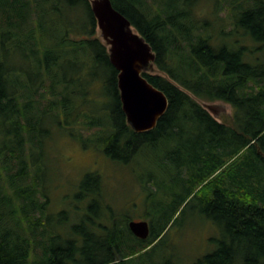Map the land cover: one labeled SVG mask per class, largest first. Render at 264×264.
<instances>
[{
	"label": "trees",
	"instance_id": "1",
	"mask_svg": "<svg viewBox=\"0 0 264 264\" xmlns=\"http://www.w3.org/2000/svg\"><path fill=\"white\" fill-rule=\"evenodd\" d=\"M111 1L151 44L155 70L143 76L169 99L144 133L127 122L90 0H0V264H180L153 254L192 194L184 208L198 200L218 237L191 264H264V0H210L205 16L204 0ZM199 101L233 112L219 121ZM43 114L133 165L146 239L130 230L134 207L109 203L100 171L79 184L74 224L49 227L44 176L27 181L33 151L47 150Z\"/></svg>",
	"mask_w": 264,
	"mask_h": 264
},
{
	"label": "rangeland",
	"instance_id": "2",
	"mask_svg": "<svg viewBox=\"0 0 264 264\" xmlns=\"http://www.w3.org/2000/svg\"><path fill=\"white\" fill-rule=\"evenodd\" d=\"M199 7L203 16L214 9L213 2L210 0H204ZM98 34L101 37L99 29ZM199 102L201 105L208 104V102ZM212 104L226 106V112L218 116L219 121H224V117L233 112L232 107L223 102L217 101ZM42 116L41 125L48 130L47 133L43 131L42 134V137H45L44 144H46L47 150L43 149L41 152V150L36 149L33 151L28 170L30 176L27 177V181L32 182L35 173L44 176V178L42 177L43 180H39L42 182L39 199L45 202L47 196L48 203L45 207L48 216L52 215L49 219V227L62 233L74 224L78 218L80 207L84 205V203L78 202L76 197L79 184L85 174L98 171L103 174L107 188V190L105 189V197L108 196L109 203L116 209L134 207L129 211L134 215L135 220L139 218L145 220L143 219V212L145 211L146 191L139 192V187L136 186L139 180L137 174L135 175L136 169L133 171V165L116 163L95 148L84 146L78 139L72 137L77 128L65 125L64 119H62L64 128L60 129L58 123L54 126L53 118L50 115L43 114ZM83 133L88 135L93 132L83 130ZM145 172L147 171L145 170ZM204 184L200 185L196 192H199ZM188 202L189 200L186 204ZM185 205L180 210L181 212L185 209L184 212H179L180 215L178 213L172 220L164 242L158 244L153 254L155 259L158 260L168 251H171L180 264H191L196 258L215 250L217 247L212 238H217L218 234L210 221H206L207 219L202 216L203 207L198 203V200L190 201L186 208H184ZM85 208L86 205L82 212L86 210ZM64 211L66 214L62 213ZM62 216L66 220L63 225L59 226L56 219ZM33 259H35L34 255H32L31 261Z\"/></svg>",
	"mask_w": 264,
	"mask_h": 264
},
{
	"label": "water",
	"instance_id": "3",
	"mask_svg": "<svg viewBox=\"0 0 264 264\" xmlns=\"http://www.w3.org/2000/svg\"><path fill=\"white\" fill-rule=\"evenodd\" d=\"M90 5L101 37L108 46L111 64L118 71L120 99L127 122L138 133L150 131L169 107L167 95L143 76L144 72L155 70L156 53L111 0H90ZM212 103L202 106L218 119L226 112V106ZM129 227L140 239L150 234V224L146 220L133 219Z\"/></svg>",
	"mask_w": 264,
	"mask_h": 264
},
{
	"label": "flooded vegetation",
	"instance_id": "4",
	"mask_svg": "<svg viewBox=\"0 0 264 264\" xmlns=\"http://www.w3.org/2000/svg\"><path fill=\"white\" fill-rule=\"evenodd\" d=\"M194 195H195V194H192L191 197H190V199L193 198ZM190 199H189V200H190ZM202 216H204V218H206V216H205L204 214H203ZM67 218H68V217H67ZM205 220H206V219H205Z\"/></svg>",
	"mask_w": 264,
	"mask_h": 264
}]
</instances>
